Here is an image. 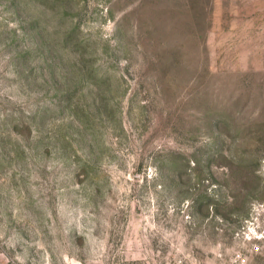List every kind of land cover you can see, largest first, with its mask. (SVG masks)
Instances as JSON below:
<instances>
[{
  "label": "rangeland",
  "instance_id": "1",
  "mask_svg": "<svg viewBox=\"0 0 264 264\" xmlns=\"http://www.w3.org/2000/svg\"><path fill=\"white\" fill-rule=\"evenodd\" d=\"M264 264V0H0V264Z\"/></svg>",
  "mask_w": 264,
  "mask_h": 264
},
{
  "label": "built area",
  "instance_id": "2",
  "mask_svg": "<svg viewBox=\"0 0 264 264\" xmlns=\"http://www.w3.org/2000/svg\"><path fill=\"white\" fill-rule=\"evenodd\" d=\"M198 264H226V263H198ZM228 264H244V259L240 255H235Z\"/></svg>",
  "mask_w": 264,
  "mask_h": 264
}]
</instances>
